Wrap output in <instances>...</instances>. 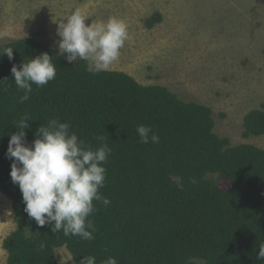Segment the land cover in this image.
<instances>
[{"label":"trees","instance_id":"obj_1","mask_svg":"<svg viewBox=\"0 0 264 264\" xmlns=\"http://www.w3.org/2000/svg\"><path fill=\"white\" fill-rule=\"evenodd\" d=\"M160 21L156 14L146 23ZM9 47L14 58L0 56V192L11 200L18 226L3 241L7 264H60V247L75 264L84 255L97 264L110 256L117 264H264L257 259L264 242V148L233 145L215 132L211 107L163 85H144L123 71L96 73L84 60L69 63L34 37L0 44V55ZM45 52L56 77L33 84L21 103L11 68ZM25 115L28 145L52 119L68 123L86 147H99L94 137L106 138L111 154L99 191L111 203L93 201V240L40 227L25 212L6 157L10 136L19 131L15 123ZM141 124L152 127L159 143L140 142ZM243 129L247 138L264 135V106L245 115Z\"/></svg>","mask_w":264,"mask_h":264},{"label":"rangeland","instance_id":"obj_2","mask_svg":"<svg viewBox=\"0 0 264 264\" xmlns=\"http://www.w3.org/2000/svg\"><path fill=\"white\" fill-rule=\"evenodd\" d=\"M79 8L93 20L111 16L128 25L130 39L108 70L144 85H163L187 101L213 109L215 132L233 145L264 148V135L244 136L245 115L264 106V4L257 0H0V44L34 37L59 49V21ZM160 14L152 27L147 20ZM67 56V53H65ZM79 59V58H77ZM18 222L0 192V264L4 239ZM60 264H75L66 247Z\"/></svg>","mask_w":264,"mask_h":264},{"label":"clouds","instance_id":"obj_3","mask_svg":"<svg viewBox=\"0 0 264 264\" xmlns=\"http://www.w3.org/2000/svg\"><path fill=\"white\" fill-rule=\"evenodd\" d=\"M79 8L62 18L57 26L59 55L67 53L71 63L84 60L96 73L107 71L116 62L126 41L130 39L128 25L116 16L107 21H85ZM13 48L3 50L9 60L14 58ZM11 73L18 90L23 91L20 102L30 99L33 84L43 87L56 77V65L47 52L13 65ZM27 115L15 123L19 131L11 134L6 157L12 159L10 176L22 193L25 212L38 226L50 225L53 232H63L65 237L78 236L91 241L96 231L89 217L97 209L93 201L107 207L111 201L99 189L104 187L107 163L111 148L104 136L94 137L99 147H86L68 123L49 120L36 131L31 145L26 142V129L30 124ZM140 142L159 143V136L150 126L138 125ZM14 158V159H13ZM44 243L39 244L42 251ZM258 260H264V242L259 244ZM80 264H97L96 257L84 255ZM102 264H117L108 257Z\"/></svg>","mask_w":264,"mask_h":264}]
</instances>
